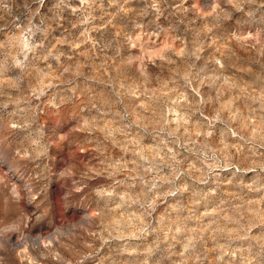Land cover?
<instances>
[{
	"label": "clouds",
	"instance_id": "obj_1",
	"mask_svg": "<svg viewBox=\"0 0 264 264\" xmlns=\"http://www.w3.org/2000/svg\"><path fill=\"white\" fill-rule=\"evenodd\" d=\"M37 2L44 4V0ZM117 2L55 0L49 9L51 20L58 23L67 11L76 18L73 28L87 26L76 38L79 43L69 40L68 32L57 44L69 43L75 49L91 43L89 54L95 56L99 45L89 36L98 30L93 22L104 21L107 26L119 12L130 11L121 6L109 12ZM250 2L215 0L206 13L211 17L209 26L198 30L191 44L181 41L177 45L173 27L164 28L159 23L164 15L163 0H152L137 15L143 18L151 11L153 19L147 24L134 20L132 31L121 28L117 32L115 56H120L125 47L140 51L122 61L135 79L114 85V95L128 103L119 109L114 105L98 109L104 116L97 120L75 111L79 107L75 95L54 98L57 110L73 106V119L78 125L55 141L67 148L62 164L57 162L59 177L70 181L74 192L95 205V217L124 211L123 217L105 229L106 240L112 239L114 232L123 239L130 230L131 235L145 240L150 233H163V239L157 237L147 245L143 259L125 264H152L153 255L165 242L166 255L156 264H264V74L254 75L249 81L228 75L231 51H221L210 72L205 70L206 65L197 67L209 34L221 21L230 20L233 10L242 11ZM185 3L181 0L175 11L188 12ZM30 15H39V8ZM7 26H0V32ZM49 31L44 18L40 25L29 18L19 34H8L0 41L4 61L25 70L31 63L30 54L32 59L59 60L63 52L37 54L43 42L37 43L33 37L37 33L46 36ZM161 33L166 38L160 45L143 39ZM248 38L264 55V30ZM107 47H101V52ZM0 83L15 86L7 79ZM33 95L39 98L35 92ZM104 117L109 123L101 128ZM49 146V142L27 139L17 148L14 159L19 168L27 170L30 166L34 175L23 186L5 185L8 192L0 198V216L4 217L0 223L5 228L11 220L23 233L27 221L24 206L41 196V183L48 179ZM51 179L50 191L55 192L56 176ZM41 203L50 204L51 200ZM154 213H158L157 227L149 228ZM3 232L0 229V234ZM50 253L47 248L33 255L27 244L14 245L5 249L0 259L4 264H15L18 255L29 264H42ZM93 255L89 252L79 260L65 262L57 253L55 259L61 264H83Z\"/></svg>",
	"mask_w": 264,
	"mask_h": 264
},
{
	"label": "rangeland",
	"instance_id": "obj_2",
	"mask_svg": "<svg viewBox=\"0 0 264 264\" xmlns=\"http://www.w3.org/2000/svg\"><path fill=\"white\" fill-rule=\"evenodd\" d=\"M54 2L55 0H44L43 6H40L37 0H0V26L8 25L0 32V41L6 39L8 34H19V28L26 27L29 18L36 25H40L41 18H44L46 24L50 25V31L46 36L37 33L33 37L37 43L43 42V47L37 50V54L46 55L49 51L54 55L64 53L59 60L52 57L32 59L30 54L31 63L27 69L21 70L13 67L10 62H5L3 50L0 49V81L7 79L15 85L4 87L0 83V198L8 192L5 185L23 186L28 182L29 176L34 175L30 166L27 170H22L14 159L21 143L27 139H37L41 144H50L49 159L46 161L50 170L48 179L41 183V196L24 206L27 221L23 233L11 220L7 221L6 228L0 223V229H4L3 234H0V257L4 256L8 247H22L27 244L33 255H39L47 248L51 249L50 255L42 264H61L55 259L57 253L67 262L79 260L82 255L94 252L95 255L83 260V264H125L143 259L147 245L157 237L163 239L162 232L150 233L146 240L131 235V230L123 239L119 238V233L114 232L113 238L106 240L108 231L105 229L123 217L124 211L114 210L108 217H95V205L86 202L79 193L74 192L70 181L59 177L57 162L62 164L67 148L57 145L55 141L71 127L78 125L73 119L72 105H64L61 110H57L53 104L54 98L64 97L65 94L75 95L79 105L75 111L86 118L99 120L104 113L98 109L109 105L119 109L128 103L114 95V85L120 80L131 83L135 79L122 61L129 55H139L140 51L137 48L125 47L121 49L120 56H115L117 32L121 28L125 32L132 31L134 20L147 24L153 19L151 11L143 18L137 15L145 10L152 0H118L115 7L108 9L109 12H116L121 6L130 11L119 12L107 26H104V21H94L93 26L98 30L90 32L89 36L99 45L95 49V56L89 54L91 43L86 42L75 49L69 43L57 44L68 32L71 33L69 40H76L87 26L73 28L72 24L76 22V18L67 11L58 23L51 20L49 9ZM180 2L181 0H163L164 15L160 17L159 23L164 28L173 27L172 35L177 38V45H180L181 41L191 44L198 30L209 26L211 17H207L206 13L211 11L215 0H186L183 5L189 9L186 13L175 11ZM37 8L39 15L31 17L30 14ZM104 20H108V17L105 16ZM13 21L19 28L14 27ZM261 30H264V0H252L244 5L242 11L233 10L231 19L221 21L213 33L209 34L207 47L201 53L197 67L206 65L205 70L210 72L215 67L214 58H219L221 51H231L232 67L228 75L235 74L238 79L249 81L254 75L264 74V55L260 53L259 47H252L255 42L248 38L251 33ZM165 38L164 33L150 38L143 37L147 43L154 41L157 45L162 44ZM76 42L79 43L78 40ZM105 45L108 47L101 52V47ZM65 68L68 71H65ZM40 91L44 94L39 95ZM204 91L207 92L208 89ZM34 92L39 96L38 99L33 95ZM108 123L109 119L104 117L100 127L103 128ZM85 135L87 133L80 134ZM81 155L85 154L81 152ZM53 175L56 176L55 192L50 191ZM48 200H51L50 204L41 203ZM109 206L114 208L113 205ZM157 215L158 213L153 214L149 228L157 227ZM3 219L4 217L0 216V220ZM167 246V242L160 244L159 250L152 257V264L163 259ZM134 253H139V256ZM14 260L15 264H29L28 261H22L18 255ZM0 264H4L3 259H0ZM164 264H167V261H164Z\"/></svg>",
	"mask_w": 264,
	"mask_h": 264
}]
</instances>
